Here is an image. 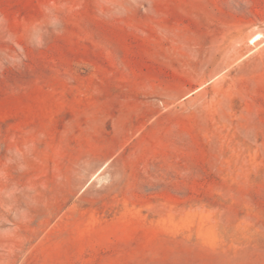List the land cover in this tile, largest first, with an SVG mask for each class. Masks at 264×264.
<instances>
[{
	"label": "rangeland",
	"instance_id": "rangeland-1",
	"mask_svg": "<svg viewBox=\"0 0 264 264\" xmlns=\"http://www.w3.org/2000/svg\"><path fill=\"white\" fill-rule=\"evenodd\" d=\"M0 264H264V0H0Z\"/></svg>",
	"mask_w": 264,
	"mask_h": 264
}]
</instances>
